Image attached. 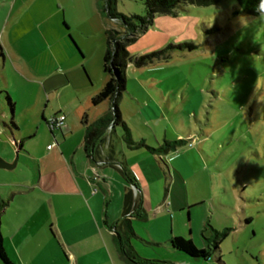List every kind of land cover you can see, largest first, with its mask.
<instances>
[{
    "label": "rangeland",
    "instance_id": "obj_1",
    "mask_svg": "<svg viewBox=\"0 0 264 264\" xmlns=\"http://www.w3.org/2000/svg\"><path fill=\"white\" fill-rule=\"evenodd\" d=\"M209 1L182 2L173 14L154 15L127 47L141 56L183 46L129 64L117 102L134 140L143 138L154 148L177 142L167 160L171 179L155 172L153 159L139 151L123 147L121 155L141 178L147 205L161 203L168 188V204H192L193 232L203 229L204 218L206 235L211 228L227 229L219 244L225 264H264V18L235 13V0ZM103 5L104 0H0V129L8 138L0 139V157L12 162L18 152L13 168H0L5 189L25 194L37 177L30 155L38 159L46 141H62V132L49 127L51 118L68 114L75 128L65 135V145L78 143L83 133L78 108L108 79L102 69L105 31L121 29ZM115 9L145 15L140 0H116ZM109 106L104 102L86 110L88 119ZM122 134L120 126L109 128L103 148L117 144L121 149ZM19 142L18 150L14 143ZM104 173L111 182L124 179L117 168L106 167ZM113 191L110 212L117 200ZM18 194L8 195L15 197L6 217L33 197ZM186 217L184 209L180 219ZM142 229L140 238L149 242ZM195 234L193 244L200 249L197 238L203 239ZM134 243L148 250L141 240ZM217 256L199 260L218 264Z\"/></svg>",
    "mask_w": 264,
    "mask_h": 264
},
{
    "label": "crops",
    "instance_id": "obj_2",
    "mask_svg": "<svg viewBox=\"0 0 264 264\" xmlns=\"http://www.w3.org/2000/svg\"><path fill=\"white\" fill-rule=\"evenodd\" d=\"M91 97L89 104L86 100L78 108L79 126L83 128V133L78 134V143H75L74 149L70 144L65 145L68 140L65 135L71 133L75 126L69 121V115L61 112L65 116L63 127L59 129L62 132V141L55 140V145L49 149L46 146L52 143L46 141L38 159L29 154L37 164L36 179L25 186L26 193L33 194V202L17 204L13 207V213L6 217L7 206L15 197L8 195H17L18 191L13 189L11 192L12 189L4 188L5 183H0V228L5 232L1 233L2 243L9 261L5 263L0 259V264H131L120 250L119 242L122 240L128 241L136 254L142 258L162 260L171 264H204L203 260L174 250L169 243L170 238L174 236H186L193 242L194 234L198 237V233L202 232L203 229L193 232L191 216H188L192 204L174 201L168 204L166 199L169 190L165 188L166 193L161 203L153 202L151 206L147 205L143 199L141 178L135 169L131 170L127 166L121 155L123 147L130 151H139L153 159V169H156L155 172L157 169L158 173L162 172L166 179L171 170L167 161L171 157L169 152L176 149L159 155L152 154L144 148H127L120 137L121 149L118 148L120 145L114 146L112 143L109 148L104 149L103 142L98 140L95 141V147L91 145L90 151L86 153L83 149L84 125L81 123V116L86 110L94 108L91 105ZM99 115L92 120L87 116V123ZM50 133L52 135L51 131ZM140 139L143 138L138 140ZM98 160H103L104 164L96 165ZM92 163L97 167L96 173ZM106 167L117 168L124 179L114 180L115 183L109 181L104 173ZM124 171H127L137 186V195L144 210L141 219L122 214L124 194L132 187ZM114 189L117 200L113 211L110 212V198ZM26 193L19 192L18 195H27ZM184 209L187 217L182 220L180 213ZM123 218L131 225L132 234L126 233L123 225L117 226L118 221ZM3 221L7 224L6 227H2ZM202 222L204 228L207 221L204 218ZM140 228H143L144 236L150 239L149 242L140 238ZM206 232L207 230L205 235ZM137 240H141L148 250H140L134 243ZM197 240L200 248H203L206 244L204 240ZM220 251L219 248L217 258L221 260ZM219 264L225 262L221 260Z\"/></svg>",
    "mask_w": 264,
    "mask_h": 264
},
{
    "label": "trees",
    "instance_id": "obj_3",
    "mask_svg": "<svg viewBox=\"0 0 264 264\" xmlns=\"http://www.w3.org/2000/svg\"><path fill=\"white\" fill-rule=\"evenodd\" d=\"M145 7V15H132L127 16L122 13H119L115 9L116 0H104V11L111 19H115L120 22L121 29H107L105 31L106 35V48L103 55L102 69L108 75V79L103 85V87L91 97V105L96 107L103 102H109L110 106L99 115L95 120L90 123H87V113L84 112L81 116V123L84 125V136H83V149L86 153L90 151L91 145L95 147V141H104V134L110 128L115 131L116 126H120L123 134L121 139L129 149H141L144 148L152 154H161L167 153L175 149V144L177 142H168L164 141L162 144H159L157 148L150 147L145 144L143 139L134 140L131 136L130 129L126 125L125 121L120 116V111L118 109V99L121 95V92L125 89V68L129 64H134L138 66L145 60L155 58L157 56L166 54L169 48L183 46H167L158 51H152L145 55L135 56L130 54L127 47L133 43L137 37L153 23V17L156 14H173L175 9L179 7L180 3L186 2L189 4L196 5H207L209 0H140ZM238 8L235 9V13H245L248 15H259L256 11L259 0H235ZM132 35V36H131ZM138 35L137 37H133ZM10 108H13V104L8 102ZM13 124V122L11 121ZM182 141V140H178ZM16 149L21 148V143H14ZM160 161L161 158H159ZM124 174L128 178V181L132 185L124 194V203H123V215L134 216L135 218L141 219L144 213V210L141 206V201L138 198V195H134L133 188L137 190V186L133 178L129 176L127 171H124ZM123 225L125 232L132 234V227L126 221L125 218L119 220L117 226ZM207 223L204 226L201 235L205 241V246L203 248H196L192 240L189 238H184L182 236H174L170 238V246L177 251L183 252L192 258L197 259H209L212 255L216 254L219 251V244L222 239L227 235V229L218 231L211 228L209 236L205 235L207 230ZM151 244H156L151 242ZM119 247L121 252L124 254L126 259L131 264H171L166 261H159L156 259H147L142 258L136 254L132 246L128 241H120ZM0 259L5 263H9L8 258L6 257L3 243L2 235L0 232ZM219 264L221 260L217 258L216 260Z\"/></svg>",
    "mask_w": 264,
    "mask_h": 264
},
{
    "label": "built area",
    "instance_id": "obj_4",
    "mask_svg": "<svg viewBox=\"0 0 264 264\" xmlns=\"http://www.w3.org/2000/svg\"><path fill=\"white\" fill-rule=\"evenodd\" d=\"M64 119H65L64 114H59V116L51 118V120L48 122L49 127L51 129L52 128L61 129L63 127V124H64ZM54 145H55V143H52V144H48L46 147L49 149V148H51ZM103 164H104L103 160L96 161V165H103ZM95 191H96V188L93 189V192H95ZM133 192H134V195H135L136 190L134 188H133Z\"/></svg>",
    "mask_w": 264,
    "mask_h": 264
},
{
    "label": "water",
    "instance_id": "obj_5",
    "mask_svg": "<svg viewBox=\"0 0 264 264\" xmlns=\"http://www.w3.org/2000/svg\"><path fill=\"white\" fill-rule=\"evenodd\" d=\"M0 139L2 140H8V138L6 137V135L2 132H0ZM17 156H18V152L16 151L15 153V157L13 159L12 162H7L5 160H3L1 157H0V168H7V169H10V168H13L16 164V161H17ZM161 262H163L162 260H159Z\"/></svg>",
    "mask_w": 264,
    "mask_h": 264
},
{
    "label": "clouds",
    "instance_id": "obj_6",
    "mask_svg": "<svg viewBox=\"0 0 264 264\" xmlns=\"http://www.w3.org/2000/svg\"><path fill=\"white\" fill-rule=\"evenodd\" d=\"M256 11L259 13L261 18H264V0H259Z\"/></svg>",
    "mask_w": 264,
    "mask_h": 264
}]
</instances>
